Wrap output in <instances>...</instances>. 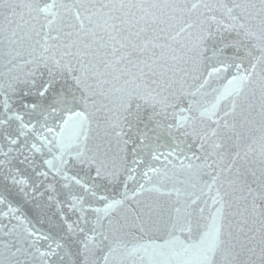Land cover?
<instances>
[{
  "label": "snow or ice",
  "instance_id": "1",
  "mask_svg": "<svg viewBox=\"0 0 264 264\" xmlns=\"http://www.w3.org/2000/svg\"><path fill=\"white\" fill-rule=\"evenodd\" d=\"M21 7L40 25L32 29L38 39L26 56L25 37L15 40V31L6 36L3 27ZM62 9H69L64 0H0V68L4 56L10 57L8 86L0 83V181L35 204L34 223L11 190L0 192V264H93L98 237L111 241L105 264L117 253L120 259L112 264H144L145 257L149 264H264V211L258 242L252 228L234 233L228 188L235 191L240 177L206 173L218 169L214 157L245 138L248 117L238 124L236 108L244 115L239 102L254 83L264 115V0H73L79 24L65 20ZM81 9L90 13L87 29ZM185 15L175 35H160ZM56 17L61 27H53ZM204 20L215 27L205 28ZM194 28L195 44L186 52L181 46L188 67L180 82L168 63L169 53L177 60L168 40L179 44L177 37H191ZM148 33L155 35L148 39ZM14 69L19 71L12 75ZM69 78L65 89L62 81ZM103 85L106 122L117 146L123 145L117 153L111 141L108 147L90 145L87 105L95 104L96 88ZM133 115L136 125L144 124L135 138L125 132L135 127ZM260 140L264 165V135ZM172 156L188 160L193 176L210 179L179 181L187 184L184 199L161 206L144 194L158 193L170 178L167 168L154 165ZM245 187L255 211L257 199L264 201V179L258 189ZM52 207L58 226L48 215ZM45 219L47 231L37 226ZM159 231L167 236L162 244L138 243Z\"/></svg>",
  "mask_w": 264,
  "mask_h": 264
},
{
  "label": "water",
  "instance_id": "2",
  "mask_svg": "<svg viewBox=\"0 0 264 264\" xmlns=\"http://www.w3.org/2000/svg\"><path fill=\"white\" fill-rule=\"evenodd\" d=\"M65 3L69 5V9H62V13H67L64 16L65 20L71 19L73 23L79 24L80 21L74 20V9H71V5L73 3V0H64ZM190 6V5H189ZM90 7V6H89ZM20 15L13 17V23L9 25L7 21H3V27L5 31V35H10L11 31L16 32L15 40L19 41L21 37H25L23 43V47L25 49V56L27 55V49L29 46L35 47V41L38 39V37L35 35V32L32 31V29H35L36 31L40 30V25L34 21L31 20L28 15V9L25 7H21L18 9ZM82 15L85 17L83 20L84 28L87 29L91 27L89 20L87 19V16L90 14L88 12H85L84 9H81ZM7 10H5V16H7ZM187 19V16H177L176 19L172 20L169 25H166V33L160 34V35H175V33L179 30L180 26L184 23V20ZM193 19H196V15L193 14ZM204 27L207 28L209 25L212 27H215V24L211 20H204L203 21ZM61 19L59 17L54 18L53 27H61ZM193 35L191 37L188 36L187 33L183 35V37H177L179 40V44L173 43L171 40H168V43L171 44L173 48L176 49L175 56L177 57V60L173 61L171 59V53L168 55V63L170 65H173V72H175L174 79L182 82V69H185L188 67L183 60L181 59L183 56V52L181 51V46L184 47V51L186 52L188 48H191L195 44V33L197 29L191 30ZM155 35L153 33L146 34V38L151 39L152 36ZM234 35V34H233ZM30 37V38H29ZM145 37H142L143 40ZM41 42H43V37H40ZM159 42H164L163 40ZM19 46V45H18ZM4 51L7 53L9 51V46L7 41H5L4 44ZM157 53L159 54L160 49H156ZM39 54V50L37 52ZM151 55V50L148 53ZM257 55L259 53H256ZM111 58V57H109ZM10 57L7 55L4 56L3 59V67L0 68V72L3 73V80L0 81L4 85V87L8 86L9 83V65L8 60ZM22 65V61L19 62ZM247 66V64H246ZM19 71L18 69H14L12 72V75H15ZM257 73H260V68H257ZM169 76L172 75V72L168 73ZM190 82V81H189ZM63 83V86L65 89H67L71 85V79L69 78L66 83ZM89 83H94V81H89ZM179 84L177 85V87ZM187 87V85H185ZM108 88V85H103L96 88L97 95L93 98L95 101V104L93 105L92 101L88 102L87 108H88V115H89V124H90V145L94 144H100L103 147H108V141H111V151L113 153L120 152V149L123 148V145L117 146V140L114 135V133L111 132L109 128V124L106 122L108 120V113L106 111V108L104 107L107 104V101L104 99L105 91ZM255 91V97H252V92ZM163 95H166L165 92L161 93V97ZM210 99V98H209ZM245 107V113L244 115H241V109L239 106L236 108V114H237V123L240 124L244 120V116L248 117L247 123L244 124L242 131L245 133V138L243 140H240L238 142L239 146H232L231 148L223 150V156L222 158H216L218 159V169H206V173L215 174L217 170L221 171V179L223 180L224 177H227L229 179L236 178L237 176L240 177V182L237 184L235 191L232 190L231 187L228 188L229 196L228 200L230 202V207L227 208V214L232 222V231L234 233L237 232V229L240 227L244 228V231L247 232L249 228L254 229L256 241L258 242L261 237V211H264V201H261L257 199L255 211H253V205H252V196L248 194L247 187L245 185L250 186L252 189H258V186L264 177H262L261 173L264 172V165L261 164V158H260V152H261V140L260 137L264 135V115L261 114L260 111V92L259 87L256 83H254L253 88L248 89V94L246 98H241L240 102ZM149 109H145L142 113V120L144 122H147L148 115H149ZM129 120L135 125V127L132 129V131H128L127 128H125V132L128 136H132L135 138V133L137 128L143 129L144 124L140 123L139 125H136V117L135 115L130 116ZM152 125L149 124V128H151ZM189 141H191V138H189ZM131 146H129V149ZM195 151V148L193 149ZM207 151H211V149H206ZM205 153L197 152V155H204ZM123 155V153H120ZM188 156L192 155V152L187 153ZM211 163V161H209ZM192 163H202V161H192ZM189 164V161L184 159L182 156H172L169 159H166L165 157H161L159 162L155 163V167L157 168H167L169 170V179L164 180L161 185H158L160 187V191L158 193H145V196H150L152 199H154L157 203H159L161 206H167L168 204H171L175 200H183L184 199V189L187 187L186 183H180L179 181H191V182H197L198 180H205L208 181L210 179L208 174H203L200 177H196L192 175L191 170L187 169V165ZM182 165L185 167L182 168ZM131 183V181H130ZM148 187H152V185H148ZM9 189L12 191V197L15 202H21L23 204V210L30 214L33 218V222L35 223V204L31 202H23L22 196L17 194L15 190L11 189V185L8 184L7 181H0V192H4L5 189ZM176 189L180 190V195H177ZM144 198V197H141ZM43 201H47L48 194H45L42 198ZM209 204L211 201H208ZM102 207V205H99ZM55 207H52L48 211V215L52 216V213L55 212ZM207 211L205 215H207ZM53 222L57 224L58 222L55 216H52ZM247 221V223H244ZM38 227H41L43 230L47 231L49 229V223L45 219L44 223L42 225H37ZM55 231V229H53ZM241 235L242 234H238ZM167 239L166 234L163 231L159 232H149L146 233L144 236V239L139 240L138 243L141 244H162L164 240ZM96 247H95V254L93 257V264H105L104 257L105 255H108L109 248L108 244L111 243V241H104L102 237L97 238ZM135 243V241H134ZM129 247H132V244H129ZM144 252L141 251L140 256H144ZM23 259V257H21ZM116 259L119 260V254H115L114 257H110L109 264H112V260ZM242 259H244L242 257ZM144 264H149L148 258L145 257ZM256 264H259V261L257 260Z\"/></svg>",
  "mask_w": 264,
  "mask_h": 264
}]
</instances>
